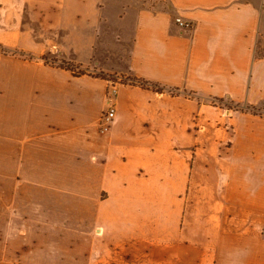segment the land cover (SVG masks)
Here are the masks:
<instances>
[{"label":"crops","instance_id":"crops-1","mask_svg":"<svg viewBox=\"0 0 264 264\" xmlns=\"http://www.w3.org/2000/svg\"><path fill=\"white\" fill-rule=\"evenodd\" d=\"M165 1L0 0V264H264V0Z\"/></svg>","mask_w":264,"mask_h":264},{"label":"rangeland","instance_id":"rangeland-1","mask_svg":"<svg viewBox=\"0 0 264 264\" xmlns=\"http://www.w3.org/2000/svg\"><path fill=\"white\" fill-rule=\"evenodd\" d=\"M98 1H102L104 6H105V10L107 11H113V10H118V11H122V14L124 15H128V20L125 22H123V25H119L117 26V22L115 23H104L101 24V32H103V36L105 40H107L108 43H112L114 44V48L118 49V42L116 41V37L118 34H122V35H129L130 31H131V14L128 13L129 10L131 9V7L133 8H141V7H145V8H150V9H154V10H159V9H163L167 7V1L165 0H144L143 2H137L136 0H98ZM263 1L261 0V3ZM256 3L259 5L260 1L256 0ZM102 5V4H101ZM192 25V24H191ZM90 35H93V29L90 32ZM115 38V40H114ZM102 39V38H101ZM110 41V42H109ZM116 42V43H114ZM129 42V41H128ZM260 39H258L257 43H256V47L254 49L255 55H261L264 53V48H262L259 44ZM75 44L77 45L78 48H75V51L72 53L69 49V47L67 45L63 46V49H61V51H64L66 56H68V59L65 60H69L71 62H74L76 64H85L90 65L89 62L91 60V56H89L87 49H84L82 44H79L75 41ZM117 44V46H116ZM121 44V43H120ZM122 46V44H121ZM125 46H127V43L125 44ZM45 58L47 60L46 63L49 64H53V65H57L56 62H54L53 60H59L62 59L61 57H57L56 55H47L45 56ZM103 62H105L103 60ZM81 68L77 69L75 68L74 74L75 75H81L80 73L85 72L86 74H92V72H88V70H84L82 67V65H80ZM99 75V74H97ZM114 93L113 90L110 91V95L109 97L113 98ZM226 105L233 107V105H231L229 102L225 103Z\"/></svg>","mask_w":264,"mask_h":264},{"label":"trees","instance_id":"trees-1","mask_svg":"<svg viewBox=\"0 0 264 264\" xmlns=\"http://www.w3.org/2000/svg\"><path fill=\"white\" fill-rule=\"evenodd\" d=\"M0 53H3L5 55H7V54H12V55L18 54L20 56H24V54L22 52H19L18 53V51H12V50H9V49L4 48L2 46H0ZM43 59L45 60L46 58L43 57ZM53 61L57 63V66L58 67L63 68V69L70 70L73 73L75 71V68H77V69L81 68L80 64H76L74 62L67 61L65 59H59V60L54 59ZM80 74H86V73L85 72H82ZM98 76H103V75L100 74ZM122 83H130V84L138 85V86L143 87V88H153L156 91H160V88L156 84H152V83L147 82L145 80L138 79V78H134V77L127 78L126 80L122 81ZM217 102L221 105V103L223 102V100H217ZM234 107H236V105ZM228 108H231V107L228 106ZM245 110L250 111L252 113H258L257 108H255L253 106H248V107L245 108Z\"/></svg>","mask_w":264,"mask_h":264},{"label":"built area","instance_id":"built-area-1","mask_svg":"<svg viewBox=\"0 0 264 264\" xmlns=\"http://www.w3.org/2000/svg\"><path fill=\"white\" fill-rule=\"evenodd\" d=\"M176 23H178V25L184 29H190L192 27L190 22L184 21L181 18H176ZM112 100H113L112 97L108 98L107 108H105L101 112L99 119V126L101 131H107L110 128V125L114 119L115 112H114V106L112 104Z\"/></svg>","mask_w":264,"mask_h":264}]
</instances>
